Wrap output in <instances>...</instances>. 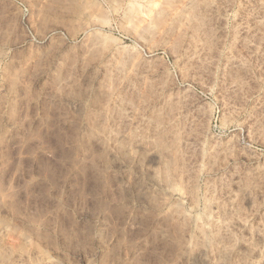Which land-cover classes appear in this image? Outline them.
<instances>
[{
	"label": "rangeland",
	"instance_id": "1",
	"mask_svg": "<svg viewBox=\"0 0 264 264\" xmlns=\"http://www.w3.org/2000/svg\"><path fill=\"white\" fill-rule=\"evenodd\" d=\"M0 264H264V0H0Z\"/></svg>",
	"mask_w": 264,
	"mask_h": 264
},
{
	"label": "bare ground",
	"instance_id": "2",
	"mask_svg": "<svg viewBox=\"0 0 264 264\" xmlns=\"http://www.w3.org/2000/svg\"><path fill=\"white\" fill-rule=\"evenodd\" d=\"M132 10V9H131ZM133 11V10H132ZM131 13H134V11L133 12H131ZM167 187V186H166ZM175 187H176V185H175ZM170 195V194H169ZM198 228H200V227H198ZM201 235H203V234H201Z\"/></svg>",
	"mask_w": 264,
	"mask_h": 264
}]
</instances>
